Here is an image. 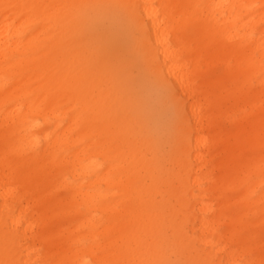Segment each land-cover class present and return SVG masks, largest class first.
<instances>
[{"label": "bare ground", "instance_id": "bare-ground-1", "mask_svg": "<svg viewBox=\"0 0 264 264\" xmlns=\"http://www.w3.org/2000/svg\"><path fill=\"white\" fill-rule=\"evenodd\" d=\"M93 1L0 0V264H167L165 225L183 264H264V0H113L171 91L167 172Z\"/></svg>", "mask_w": 264, "mask_h": 264}, {"label": "rangeland", "instance_id": "rangeland-1", "mask_svg": "<svg viewBox=\"0 0 264 264\" xmlns=\"http://www.w3.org/2000/svg\"><path fill=\"white\" fill-rule=\"evenodd\" d=\"M81 15L93 20L101 19L102 21L93 29L96 33L94 35L99 34L102 39H110L112 49L109 54L126 59L131 93L143 102L142 105L146 111L145 122L151 127L158 143V156L162 170L167 172L171 168L170 158L175 146L174 109L170 102V89L156 82L153 76L145 71L139 52H128V50L133 51L129 45L131 39L136 37L135 28L117 1L94 0L82 8ZM220 73L221 70L217 68L214 75L217 76ZM165 198L164 194L158 196L161 202ZM163 235L164 246L169 249L167 264H183L179 251L171 246L172 233L167 225L163 227Z\"/></svg>", "mask_w": 264, "mask_h": 264}]
</instances>
